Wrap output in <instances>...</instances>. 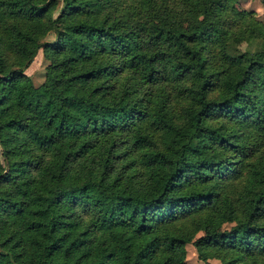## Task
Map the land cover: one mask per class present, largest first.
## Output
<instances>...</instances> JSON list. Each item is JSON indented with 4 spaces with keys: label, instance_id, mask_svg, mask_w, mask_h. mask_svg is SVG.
I'll return each mask as SVG.
<instances>
[{
    "label": "trees",
    "instance_id": "16d2710c",
    "mask_svg": "<svg viewBox=\"0 0 264 264\" xmlns=\"http://www.w3.org/2000/svg\"><path fill=\"white\" fill-rule=\"evenodd\" d=\"M187 245L264 264V24L233 0H0V264Z\"/></svg>",
    "mask_w": 264,
    "mask_h": 264
},
{
    "label": "rangeland",
    "instance_id": "374dc122",
    "mask_svg": "<svg viewBox=\"0 0 264 264\" xmlns=\"http://www.w3.org/2000/svg\"><path fill=\"white\" fill-rule=\"evenodd\" d=\"M237 8L252 13L255 20L264 24V0H233ZM51 37H46L44 40H51ZM47 62L45 61L42 51L40 50L34 61L25 74L30 77L34 86H40L45 79V70ZM186 263L187 264H204L197 259V254L192 245L186 246ZM207 264H221L217 260H209Z\"/></svg>",
    "mask_w": 264,
    "mask_h": 264
}]
</instances>
